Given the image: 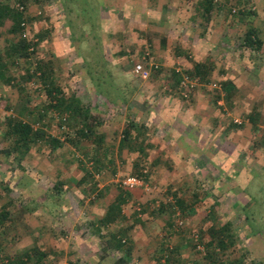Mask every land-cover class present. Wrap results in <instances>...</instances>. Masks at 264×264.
<instances>
[{
	"label": "rangeland",
	"instance_id": "374dc122",
	"mask_svg": "<svg viewBox=\"0 0 264 264\" xmlns=\"http://www.w3.org/2000/svg\"><path fill=\"white\" fill-rule=\"evenodd\" d=\"M211 1L26 0L21 33H10L9 19L0 24L2 51L21 36L36 42L30 58L8 66L18 84L0 79V149L10 144L4 132L11 117L60 140L77 128L78 118L61 120L55 109L42 121L32 115L49 100L38 76L24 78L36 58L51 63L55 86L101 119L97 133L111 160L96 173L88 141L0 153V209L9 211L0 227V264L26 250L46 254L26 264H116L123 249L115 238L129 247L126 264H223L206 255V234L200 248L194 237L211 215L217 224L232 223L224 261L264 264V51L241 45L250 27L264 42V0ZM195 63L205 64V80L189 76ZM185 76L193 87L183 85ZM225 81L234 87L229 103ZM129 118L143 154L137 146L119 148ZM145 169L150 189L137 188L121 213L101 224L117 181ZM85 170L92 177L82 182ZM173 193L192 204L195 216L172 208Z\"/></svg>",
	"mask_w": 264,
	"mask_h": 264
},
{
	"label": "trees",
	"instance_id": "16d2710c",
	"mask_svg": "<svg viewBox=\"0 0 264 264\" xmlns=\"http://www.w3.org/2000/svg\"><path fill=\"white\" fill-rule=\"evenodd\" d=\"M18 5L14 6L10 3H3L0 1V24L3 23L5 19H9L11 21V25L9 28L10 33H21V31L24 28V15L22 11V7L24 6V3L26 0H17ZM204 2H201L200 4H205L206 6L210 7L212 6L211 0H203ZM21 7V9L19 8ZM242 13V12H240ZM254 28L250 27L248 31L246 32V35L244 39L242 40L243 46H247L248 48L254 50L258 49L260 46V41L257 37V34H255ZM42 37V36H41ZM40 38V37H38ZM36 42L32 40H27L25 37L21 36L14 41H7L5 43V47L3 48V51L0 50V79L9 84H18V81L13 76H10L8 74V66L9 64H15L16 59L19 57H23L25 59H28L34 54L35 51ZM36 63L34 66L32 74L29 72H26L25 79H30L33 75L38 76L43 85L44 90L47 93L49 100L46 102L42 108L38 109L33 108L35 112H31L34 118L36 120H41L43 117H45L51 110L55 109L57 113H60L59 116H61V120L66 121L67 117H73L78 118L79 120L75 121L76 123V129L66 132L63 140H60L59 138H56L54 136L48 135L45 133V131L40 127H34L31 123L26 122L22 119L11 117L6 122V130L4 132L5 139L10 140V144L8 147L1 148L0 153L10 154L12 152L17 153H26L31 148V145L42 143L43 145H48L50 148H56L61 147L63 142H67L71 145H77L82 142L88 141L90 145L87 146V150L90 153L86 152V157L91 160V163L93 164V169H95L96 173H99L104 168V161L105 163H111L110 158H108L107 155V149L102 145L103 142V134L97 133V128L102 124L101 119H99L97 116L92 115L89 112L90 106L82 104L79 97H77L74 93H71L69 95H65L61 89L54 85V79H52L51 75V63L50 62H44L42 59H36ZM10 61V62H9ZM178 74L176 73V76ZM198 75V79L200 81L205 80V78L208 76V71L203 63H195L193 65V70L189 73V76ZM222 91L224 92L223 98L226 103H229L233 91V84L229 81H225L221 83ZM19 93L24 90L22 86H18ZM219 94L217 93L216 99L214 100L215 103H217ZM29 97H27V100L25 101V105L19 109V114L23 115L26 113L27 108L29 107L28 101ZM27 105V106H26ZM257 115V114H256ZM247 119L256 124L257 118L254 115H248ZM42 121V120H41ZM127 126L124 128V135L120 139L119 142V148L122 149L124 147H128L129 149L133 150V148H137L138 152H141V154L144 153L143 150V141L142 140H134V136L131 134L130 126L133 128L134 124L131 121V118L127 120ZM60 125L62 122H59ZM69 123V120L66 122ZM65 124V123H63ZM62 124V126H63ZM241 123L235 124L240 126ZM234 125V124H233ZM141 126V125H140ZM137 127V125H136ZM67 128V127H66ZM137 129L138 133H141V128L138 127ZM137 146V147H136ZM106 154V155H104ZM86 171V170H85ZM145 173L142 171L136 172V176H145L148 180V172L145 169ZM87 177H82L81 181L85 182L87 181L88 177H92V174L90 171H86ZM93 189L96 188V183L93 181L92 183ZM120 188V187H119ZM100 191V190H98ZM130 191L123 190L120 188L118 191V194L114 198V201L108 206V209L104 216L100 219L101 224H106L115 219L118 214L121 213V205L125 202L124 196H128V193ZM173 207H175V211L178 212L180 215L188 214V215H194L196 214V210L192 207V204L186 203V198H183L182 196L176 195V193H173ZM197 195H195L196 197ZM163 207V205H162ZM9 215V211H7L5 208L0 209V227L4 224L5 220L7 219ZM207 214L204 216L206 217ZM210 215H208L209 218ZM211 224L208 226L207 230L200 231L198 230L197 234V243H203L202 236L203 234L207 239L204 241V246L206 248V255L210 257L211 255L217 256L216 260L219 261V263L223 262V264H244L242 258H236L232 260H223V251L227 248L228 245L233 243V236L230 234L232 223L227 221L224 223L217 224L214 220V216H210ZM193 234V233H192ZM113 237H116L114 233H112ZM125 240L122 239H116L115 238V244L114 246L123 249L122 250V256L116 260V264H126L128 260V245L124 244ZM1 244V243H0ZM196 246V245H195ZM216 248V249H214ZM166 251L171 253V249H165ZM1 252L2 249L0 247V259H1ZM219 252V253H218ZM222 252V254H221ZM45 253L37 250H26L22 254H20L16 258H10L7 259L6 264H14L17 262L18 264H26L27 261H30L32 259H35L34 261L39 262L42 257H45ZM222 255V256H221ZM167 262L170 260L168 259V256H166ZM206 257V258H208Z\"/></svg>",
	"mask_w": 264,
	"mask_h": 264
},
{
	"label": "built area",
	"instance_id": "2783aa9c",
	"mask_svg": "<svg viewBox=\"0 0 264 264\" xmlns=\"http://www.w3.org/2000/svg\"><path fill=\"white\" fill-rule=\"evenodd\" d=\"M135 72L139 73V70L138 68H136ZM140 73H145V71L141 70ZM183 85L188 88V87H193L194 85V82H192L191 79H189L187 76H185L184 78V82H183ZM146 171L143 170V173H145ZM146 177L145 176H136V175H131V176H126V177H123V178H120L117 183H118V186L123 189V190H127V191H131L135 188H139V189H142V190H145V191H148L150 189V182L145 179ZM155 187L153 186L152 189H154ZM182 221H178L177 222V229L181 226V223ZM194 237L197 239V234H194ZM196 243H197V240H196ZM197 248H200V245L199 243H197Z\"/></svg>",
	"mask_w": 264,
	"mask_h": 264
},
{
	"label": "crops",
	"instance_id": "0c3cea01",
	"mask_svg": "<svg viewBox=\"0 0 264 264\" xmlns=\"http://www.w3.org/2000/svg\"><path fill=\"white\" fill-rule=\"evenodd\" d=\"M256 32H257V30H256ZM259 39V41H260V46L258 47V49H255V50H258L259 52H263L264 51V42H263V40L261 39L260 40V38H258ZM251 50V49H250ZM258 51H256V52H258ZM249 57V56H248ZM248 181H249V178L245 181L246 183H245V185L248 183ZM139 192H140V190L139 189H137V188H135V190L133 189L132 191H130L129 193H128V196L126 195V196H124V200L125 201H127V200H132V198H133V196H136V195H138L139 194ZM118 194V193H117ZM116 194V195H117ZM116 197V196H115ZM248 197H249V199H251V197H250V195H248ZM114 200V199H113Z\"/></svg>",
	"mask_w": 264,
	"mask_h": 264
}]
</instances>
